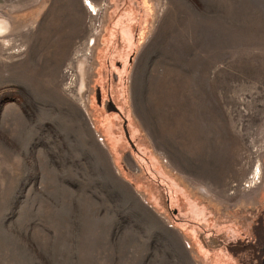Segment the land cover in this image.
<instances>
[{
  "label": "rangeland",
  "instance_id": "rangeland-1",
  "mask_svg": "<svg viewBox=\"0 0 264 264\" xmlns=\"http://www.w3.org/2000/svg\"><path fill=\"white\" fill-rule=\"evenodd\" d=\"M90 1L0 2V264H264V0Z\"/></svg>",
  "mask_w": 264,
  "mask_h": 264
},
{
  "label": "bare ground",
  "instance_id": "bare-ground-1",
  "mask_svg": "<svg viewBox=\"0 0 264 264\" xmlns=\"http://www.w3.org/2000/svg\"><path fill=\"white\" fill-rule=\"evenodd\" d=\"M84 1H86V4L88 5V7H89V9L91 10V11H93V13L95 12V11H97V7L98 6H96L93 2H91L90 0H84ZM70 24V23H69ZM8 22H6V21H4V20H1L0 19V36H3V35H5V33H7L8 32ZM67 27V25H65V28ZM54 28L56 29L57 27H55L54 26ZM53 28V29H54ZM58 29V28H57ZM55 31L56 30H54V35H55ZM52 32H53V30H52ZM51 33V32H50ZM59 33V32H58ZM53 34V33H52ZM57 34V33H56ZM45 37V36H44ZM50 38V37H49ZM51 39V38H50ZM45 40V39H44ZM43 40V41H44ZM47 40V39H46ZM41 41H42V39H41ZM54 41V40H53ZM62 41V40H61ZM42 43V42H41ZM45 43H46V41H45ZM44 43V44H45ZM59 43V42H58ZM57 43V44H58ZM42 45V44H41ZM41 45H40V47H41ZM54 45H56V44H54ZM43 46V49H44V45H42ZM45 46H47V43L45 44ZM59 46V45H58ZM39 47V48H40ZM57 47V46H56ZM63 47V46H62ZM48 48H46V50H47ZM61 49V48H60ZM63 49H64V47H63ZM42 50V49H41ZM59 61V60H58Z\"/></svg>",
  "mask_w": 264,
  "mask_h": 264
},
{
  "label": "trees",
  "instance_id": "trees-1",
  "mask_svg": "<svg viewBox=\"0 0 264 264\" xmlns=\"http://www.w3.org/2000/svg\"><path fill=\"white\" fill-rule=\"evenodd\" d=\"M233 247H234L233 245L230 246V249H231L232 252H234V251H233ZM234 253H235V252H234Z\"/></svg>",
  "mask_w": 264,
  "mask_h": 264
},
{
  "label": "crops",
  "instance_id": "crops-1",
  "mask_svg": "<svg viewBox=\"0 0 264 264\" xmlns=\"http://www.w3.org/2000/svg\"><path fill=\"white\" fill-rule=\"evenodd\" d=\"M2 0H0V2H1Z\"/></svg>",
  "mask_w": 264,
  "mask_h": 264
}]
</instances>
